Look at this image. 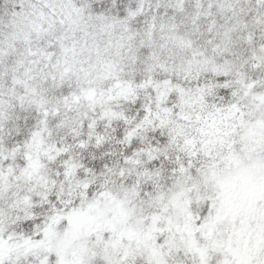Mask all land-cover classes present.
Here are the masks:
<instances>
[{
    "label": "snow or ice",
    "instance_id": "snow-or-ice-1",
    "mask_svg": "<svg viewBox=\"0 0 264 264\" xmlns=\"http://www.w3.org/2000/svg\"><path fill=\"white\" fill-rule=\"evenodd\" d=\"M0 264H264V0H0Z\"/></svg>",
    "mask_w": 264,
    "mask_h": 264
}]
</instances>
